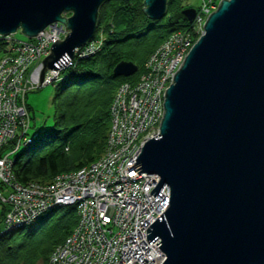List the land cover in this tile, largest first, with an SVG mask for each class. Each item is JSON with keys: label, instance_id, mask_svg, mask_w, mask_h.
Listing matches in <instances>:
<instances>
[{"label": "water", "instance_id": "1", "mask_svg": "<svg viewBox=\"0 0 264 264\" xmlns=\"http://www.w3.org/2000/svg\"><path fill=\"white\" fill-rule=\"evenodd\" d=\"M105 1L0 0V35L20 30L32 39L54 22L69 31L42 60L40 85L92 39ZM166 1L143 0V11L162 19ZM194 15L184 9L169 21ZM136 70L120 61L113 74ZM163 108L159 134L135 159L138 174L159 177L150 194L170 190L168 208L146 229L148 243L159 238L162 264H264V0L220 1L174 73Z\"/></svg>", "mask_w": 264, "mask_h": 264}, {"label": "built area", "instance_id": "2", "mask_svg": "<svg viewBox=\"0 0 264 264\" xmlns=\"http://www.w3.org/2000/svg\"><path fill=\"white\" fill-rule=\"evenodd\" d=\"M215 8L212 0H201L194 8L193 21L172 32L148 57L143 76L118 86L110 105L104 153L85 166L57 174L46 184H22L12 171V154L30 141L26 95L58 80L63 69L99 51L103 38L93 37L76 58L47 70L39 85L42 59L55 39L65 38L64 26L50 25L34 40L0 36L9 45L0 56V181L5 189L0 192V202L6 207L0 234L71 205L77 222L45 264H162L165 255L156 251L159 238L148 243L146 229L168 208L169 190L163 186L155 196L150 194L157 175L138 174L141 168L135 159L145 140L159 134L165 90L185 53L204 33V24Z\"/></svg>", "mask_w": 264, "mask_h": 264}, {"label": "trees", "instance_id": "3", "mask_svg": "<svg viewBox=\"0 0 264 264\" xmlns=\"http://www.w3.org/2000/svg\"><path fill=\"white\" fill-rule=\"evenodd\" d=\"M185 1L170 0L165 17L156 20L144 13L140 0H109L101 4L96 31L103 30L105 34L103 47L60 72L55 85L57 93L53 99L51 124L44 132L30 135V142L23 144L13 155L12 171L18 182L46 184L57 174L85 166L104 153L114 94L121 83L137 78V75L116 77L113 68L120 61H132L142 68L162 41L185 25L180 18L176 24L169 21L185 8ZM104 6L107 10H103ZM107 12L109 17H106ZM114 22L124 29L113 33ZM143 45L146 46L140 50ZM4 46L5 43L0 42V49ZM60 209L62 207L46 212L21 229L2 233L0 264H35L39 258L44 264L77 222L73 206ZM51 211L58 216L44 227L43 218ZM1 217L3 220V210ZM36 229L38 232L34 234ZM27 233L37 237L28 244H19L18 240Z\"/></svg>", "mask_w": 264, "mask_h": 264}, {"label": "rangeland", "instance_id": "4", "mask_svg": "<svg viewBox=\"0 0 264 264\" xmlns=\"http://www.w3.org/2000/svg\"><path fill=\"white\" fill-rule=\"evenodd\" d=\"M114 1H122V0H114ZM169 1L170 0H167L166 1V12H167V8H168V5H169ZM220 1L221 0H212V3H214V5L218 7ZM140 2H142V4H143V0H140ZM185 3L188 4V8H195V7H197V6H199L201 4V0H186ZM114 5L118 6V4H116V3ZM106 7L107 6H104L103 7V10H107ZM215 9H217V8H215ZM166 12H165V15H166ZM107 16L109 17V12L106 13V17ZM117 24H118L117 22L116 23L114 22L115 29L113 27V30H114L113 33H117V32H119V31H121V30L124 29L123 26L117 25ZM102 31L103 30H98V31L95 30L94 35H96L98 33V35H96L95 37L100 36L102 38L105 35V34H102L103 33ZM15 37L18 38V39H27V37L24 36L21 33L20 30H18L15 33ZM105 38H103V39H105ZM63 39L64 38H61L60 41L63 40ZM103 44H104V42H103ZM145 46L146 45H143L140 48V50L141 49L143 50V48ZM102 47H103V45H102ZM186 54H187V52L185 53V55ZM42 68H43V66H42ZM137 74L138 73L136 71V73L134 74V76H136ZM56 93H57V88H56L55 84H52V83L47 84V85H43V86H41L39 88H36V89H33V90H31V91H29L27 93L26 103L28 105L29 115L31 117V128L28 131V133L31 136H36L39 133L44 132L47 129V127L51 124V122H52V116H53V99H54ZM21 149H22V147H21ZM28 151H31V149H29ZM67 207L68 206L62 207V209H60V210H65ZM2 210H3L2 209V205L0 204V229L3 228V221H2V217H1ZM57 216L58 215L56 213H53L52 211H51V213H47L44 216V218H43V222H42L43 223V226L46 227L49 224H51V222ZM37 232H38V230L36 229L34 234H36ZM34 234H32V233L25 234L23 237H21L18 240L19 241V244H28L29 242H31L32 240H34L37 237V236H34ZM35 264H42V259L39 258L36 261Z\"/></svg>", "mask_w": 264, "mask_h": 264}, {"label": "bare ground", "instance_id": "5", "mask_svg": "<svg viewBox=\"0 0 264 264\" xmlns=\"http://www.w3.org/2000/svg\"><path fill=\"white\" fill-rule=\"evenodd\" d=\"M99 8H100V7H99ZM98 12H99V9H98ZM70 15H71V14H70ZM70 15L67 14V17H70ZM97 19H98V17H97ZM59 24H61V23H60V22H54V23H52V24H50V25H59ZM50 25H49V26H50ZM96 26H97V25H96ZM68 32H69V31H67V33H68ZM66 35H67V34H66ZM96 35H98V33H97ZM96 35H93V37H95ZM93 37H92V38H93ZM36 38H37V37H36ZM197 39H198V38H197ZM197 39H196V40H197ZM59 40H60V39H59ZM86 43H87V42H86ZM86 43H85V44H86ZM85 44H84V45H85ZM84 45H82L81 47H83ZM81 47H78V48H76V49L74 50V55H73L72 58H76V53L78 52V50H79ZM50 48H51V46H50ZM156 49H157V48H156ZM156 49H155V50H156ZM155 50H154V51H155ZM154 51H153V52H154ZM153 52H152V53H153ZM49 53H50V52H49ZM152 53H151V54H152ZM151 54H150V55H151ZM150 55H149V56H150ZM149 56H148V57H149ZM84 57L87 58L86 56H84ZM43 59H44V58H43ZM43 59H42V60H43ZM146 61H147V60H146ZM146 61L144 62L143 67L140 68V69H139L138 65L136 64V65H137V70H136V71H137V73H138L137 76H136V77H137L136 80L138 79L139 76H141V75L144 73V71H146V68H145V63H146ZM133 63H134V62H133ZM134 64H135V63H134ZM113 69H114V68H113ZM112 73H113V71H112ZM135 73H136V72H135ZM135 73H134V74H135ZM38 74H39V71H38ZM134 74H133V75H134ZM113 75H114V74H113ZM114 76H115V75H114ZM142 76H143V75H142ZM116 77H121V76H116ZM136 80H135V81H136ZM135 81H133V82H135ZM171 83H172V82H171ZM171 83H170V84H171ZM170 84H169V85H170ZM169 85H168V86H169ZM167 88H168V87H167ZM167 88H166V89H167ZM153 137H154V136H153ZM153 137H151V138H153ZM151 138H149V139H151ZM149 139H147V140H149ZM147 140H145V142H146ZM140 152H141V151H140ZM157 178L159 179L158 176H157ZM157 181H158V180H157ZM165 186H166V185H165ZM166 187H167V186H166ZM167 188H168V187H167ZM168 190H169V188H168ZM169 197H170V190H169ZM169 204H170V203H169Z\"/></svg>", "mask_w": 264, "mask_h": 264}]
</instances>
